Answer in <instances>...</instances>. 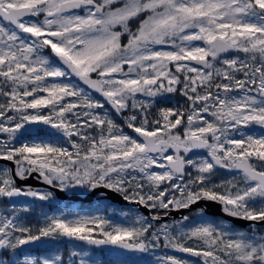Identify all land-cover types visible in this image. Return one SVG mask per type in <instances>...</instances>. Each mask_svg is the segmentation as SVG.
I'll return each mask as SVG.
<instances>
[{
	"label": "snow or ice",
	"instance_id": "6c2138e0",
	"mask_svg": "<svg viewBox=\"0 0 264 264\" xmlns=\"http://www.w3.org/2000/svg\"><path fill=\"white\" fill-rule=\"evenodd\" d=\"M0 264H264V0H0Z\"/></svg>",
	"mask_w": 264,
	"mask_h": 264
},
{
	"label": "water",
	"instance_id": "95a60500",
	"mask_svg": "<svg viewBox=\"0 0 264 264\" xmlns=\"http://www.w3.org/2000/svg\"><path fill=\"white\" fill-rule=\"evenodd\" d=\"M19 183H23V184H30L33 187H38V188H42L43 186L41 184H39L37 181L34 180H28V181H20ZM113 204H117V205H122L123 202L120 200V198L118 196L112 195L110 197V200ZM61 202H65V203H76V204H84V205H91L94 204L95 201L94 200H89L83 197H78V198H74L72 200H62ZM140 212L145 213V210L143 208L138 209ZM210 212L217 214V215H222V213H220L219 210V206L216 205H212L209 209ZM240 224H244L245 222H239Z\"/></svg>",
	"mask_w": 264,
	"mask_h": 264
},
{
	"label": "rangeland",
	"instance_id": "374dc122",
	"mask_svg": "<svg viewBox=\"0 0 264 264\" xmlns=\"http://www.w3.org/2000/svg\"><path fill=\"white\" fill-rule=\"evenodd\" d=\"M132 27H133V29L135 28V25L133 24L132 25ZM122 40H126V38H122ZM173 100H181V102H182V98H180V97H174L173 98ZM71 206V208H73V209H77V210H82V211H91V210H93V209H86V208H79L78 206H75V205H70ZM113 207H115V208H119L118 206H114V205H112ZM51 207V206H50ZM50 207H46V208H44V209H37V211H36V213H34V214H31V215H28V217H27V219H26V221L28 222V223H32V224H35V223H37L38 222V218H39V213L41 212V211H45V212H48L49 214H51L52 212H54L55 211V209L54 210H52V209H50ZM146 260H149V261H154L155 260V257H153V256H148V257H146L145 258Z\"/></svg>",
	"mask_w": 264,
	"mask_h": 264
},
{
	"label": "trees",
	"instance_id": "16d2710c",
	"mask_svg": "<svg viewBox=\"0 0 264 264\" xmlns=\"http://www.w3.org/2000/svg\"><path fill=\"white\" fill-rule=\"evenodd\" d=\"M165 106H171V104H167V105H165ZM79 208H81V207H79ZM50 209L54 210V209H55V206H51ZM27 217H28V216H27ZM27 217H26V219H27Z\"/></svg>",
	"mask_w": 264,
	"mask_h": 264
}]
</instances>
